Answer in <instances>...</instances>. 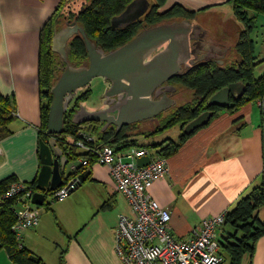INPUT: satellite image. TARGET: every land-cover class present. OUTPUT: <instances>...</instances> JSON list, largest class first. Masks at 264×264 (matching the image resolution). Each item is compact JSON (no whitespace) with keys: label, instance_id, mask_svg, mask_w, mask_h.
Wrapping results in <instances>:
<instances>
[{"label":"crops","instance_id":"1","mask_svg":"<svg viewBox=\"0 0 264 264\" xmlns=\"http://www.w3.org/2000/svg\"><path fill=\"white\" fill-rule=\"evenodd\" d=\"M228 1L165 0L163 6L178 3L200 13ZM59 2L0 0V91L14 97L16 111L11 132L0 140V181L14 176V181L37 184L42 164L39 36ZM254 101L233 113L220 110L167 156L168 170L149 192L170 210L168 227L174 235L190 237L204 217L230 210L259 183L264 169V121L262 108L257 122L252 120ZM74 161L79 162L72 159L67 164L64 181L73 174ZM86 169L85 179L79 177L66 198L55 200L50 194L48 205L33 202L39 223L19 230V242L46 264H60L61 255L62 264H124L115 248L114 232L118 214L131 212L129 203L106 165L93 161ZM0 264H16L1 242ZM242 264H264V235L258 238L251 261L246 255Z\"/></svg>","mask_w":264,"mask_h":264},{"label":"trees","instance_id":"2","mask_svg":"<svg viewBox=\"0 0 264 264\" xmlns=\"http://www.w3.org/2000/svg\"><path fill=\"white\" fill-rule=\"evenodd\" d=\"M129 1L131 0H60L51 16L41 27L38 82L42 102L39 138L47 140L50 136L46 133V129L49 107L53 99L51 86L57 80L58 73L61 72L59 65L63 60L52 49V36L55 27H61L67 18L76 20L97 45L108 51L125 43L136 34L139 28L144 27L140 25L139 21H135L126 27H113L111 25V17L121 12ZM230 1L235 19L241 22L232 41L230 56L223 64L216 61L202 62L172 78V81L181 90L184 88L191 90L192 96L175 105L170 112L165 113L160 119V128L144 130L136 125H124L116 132L113 124L102 129L103 121L74 122L72 117L75 110L80 103L90 97L92 91L90 85L80 88L81 92L70 101L68 109L64 113L63 131L55 134L60 146L65 151H69L72 159L89 156L88 152L81 150L73 142L78 137L80 129L94 134L97 144H110L114 146L116 151L129 147L145 146L153 149V154L167 157L173 154L190 135L202 127L196 128L191 133H185L182 130V126L188 120L206 108L213 110L211 120L220 110L233 113L248 102L260 100L264 121V72L258 76L255 74L257 66L264 58L260 59L255 51V42L251 34L256 16L250 14V10L264 14V0ZM164 3L165 0H151L150 7L144 13L141 23L149 26L163 21L192 17L196 13L195 10L186 9L178 3L160 10ZM208 7L200 9L203 10ZM66 52L68 62L72 65H80L87 61V49L81 33H76L69 38L66 44ZM237 80H242L246 85L242 95H230V102L226 106L207 105V100L213 92L229 82ZM15 114L14 97L4 95L0 91V140L11 132L9 125ZM240 117H237L236 120H240ZM175 125L179 126L177 137L165 136L160 139L152 138L148 142L145 141V139L163 133ZM242 125L244 122L238 126V129ZM93 159L90 157L89 163L81 165L76 173H79L82 168H88ZM14 179V176H9L0 181L1 247L7 250L9 257L16 264H46L38 255L21 244L12 230V224L17 219L16 207L19 206L20 193L6 195V192ZM30 186L35 191L36 181H32ZM45 204H50L48 198H46ZM222 225L225 231L218 240L223 260L219 264H242L246 255L251 261L256 242L260 236L264 235V169L261 172L259 183L226 212ZM62 261L61 255L60 264Z\"/></svg>","mask_w":264,"mask_h":264},{"label":"water","instance_id":"3","mask_svg":"<svg viewBox=\"0 0 264 264\" xmlns=\"http://www.w3.org/2000/svg\"><path fill=\"white\" fill-rule=\"evenodd\" d=\"M150 3V0L129 1L121 12L111 17V25L127 26L143 15ZM197 26L201 27L188 18L157 23L147 26L127 42L108 51L97 45L76 20L67 19L65 25L55 27L52 49L61 56L65 65L51 86L53 99L49 107L46 129L50 136L47 140L39 138V156L42 164L32 202L43 205L48 195L64 181L63 173L71 162L72 155L60 146L55 134L63 131L64 113L78 88L86 86L97 76H102L110 83L104 92V103L108 105L89 109L81 103L73 114L74 122L103 121L102 129L114 124L115 131L118 132L123 125L156 115L174 104L175 99L167 95L165 90H162L157 99H153L151 93L156 87V95L161 91V87L171 89L162 85V82L181 74L182 67L186 68L193 62L191 54L195 53V48L191 46L189 39L196 38L193 31ZM76 33H81L87 49V62L81 65L70 64L66 52L67 41ZM164 43L162 49L153 53ZM216 46L221 48L220 55L223 57L228 47ZM245 88L242 80L229 82L209 96L207 105L226 106L230 102V95H242ZM212 115V109H204L182 126L183 132L191 133L207 124ZM150 160L151 154H144L136 158L135 165L143 166ZM88 172L89 169H85L79 173L81 181Z\"/></svg>","mask_w":264,"mask_h":264},{"label":"built area","instance_id":"4","mask_svg":"<svg viewBox=\"0 0 264 264\" xmlns=\"http://www.w3.org/2000/svg\"><path fill=\"white\" fill-rule=\"evenodd\" d=\"M95 139L94 134L84 129L78 131L73 142L89 156H80L78 163H71L73 174L53 190V199L62 200L77 187L80 180L76 171L93 157L94 162L108 167L117 189L130 206V213L118 214L114 232L115 248L124 264H219L223 260L216 230L223 224L227 211L204 217L188 238L174 235L168 227L170 210L149 192L152 183L168 170L167 157L154 155L145 146L116 151L110 144H97ZM144 154H151L150 162L136 166V158ZM33 192L30 184L22 181H12L6 192V195L20 193L17 219L12 224L18 239L20 229L39 223Z\"/></svg>","mask_w":264,"mask_h":264},{"label":"rangeland","instance_id":"5","mask_svg":"<svg viewBox=\"0 0 264 264\" xmlns=\"http://www.w3.org/2000/svg\"><path fill=\"white\" fill-rule=\"evenodd\" d=\"M164 9H165L164 6L160 7V10H164ZM250 14H255L256 16L254 29L251 35L255 42L256 54L260 59H262L264 58V14L260 12H255L254 10H250ZM197 18L212 36L226 39L227 41L230 42L233 41V38L235 37L238 31V27L239 25H241V22L237 21L234 17L231 1H228L227 3H224L217 7H211L206 11H200V13H198ZM263 72H264V60L257 66L255 70V74L258 76ZM59 74L60 72L58 73V75ZM104 83L105 80L99 76L94 77L91 80L90 88L92 91L90 97L86 101V104L98 103L100 97L102 96L101 94L105 92ZM191 96H192L191 90L184 88L181 91L180 95H178V103H181L186 99H189ZM252 106L254 109L252 120L257 122L258 120L257 118L259 117V109L261 107L258 105L257 100L252 102ZM178 133H179V127L174 126L168 130H165L163 133L145 139V141L148 142L152 138L158 139L165 136L177 137ZM151 152L154 153V150L151 149ZM40 209L44 210L43 207H41ZM224 231L225 228L223 227V225L217 228L216 237L220 238L221 234L224 233Z\"/></svg>","mask_w":264,"mask_h":264},{"label":"flooded vegetation","instance_id":"6","mask_svg":"<svg viewBox=\"0 0 264 264\" xmlns=\"http://www.w3.org/2000/svg\"><path fill=\"white\" fill-rule=\"evenodd\" d=\"M150 7V6H149ZM148 10V9H147ZM146 10V11H147ZM118 14V13H117ZM144 15V14H143ZM143 15H141L139 18H137L136 20L132 21L131 23H129L128 25H131L133 22L135 21H139L140 22V25L141 26H144V27H141L139 28V30L136 32L139 33L140 31H142L144 28H146L147 26H145L144 23H141V20L143 18ZM198 16V13H195L194 16L192 17H184V18H188L191 20L192 23H197V25H201V27L197 26L194 31H193V34L196 36V38H190L189 39V42L191 44V46H193L195 48V53L194 54H191V58L193 59V62H191L189 64L188 67H182V73L190 68L191 66L195 65V64H200L202 62H210V61H216L220 64H223L225 62V60L230 56L231 54V49H232V42L230 41H227L226 39H222V38H217L215 36H212L209 31L204 27V25H202V23L199 21V19L197 18ZM67 19H70V18H67ZM65 19V22L66 20ZM183 19V18H182ZM73 20V19H71ZM174 20H180V19H174ZM170 21H173V20H170ZM170 21H163V22H170ZM65 22L63 25H65ZM162 23V22H160ZM157 24V23H156ZM62 25V26H63ZM127 25V26H128ZM154 25V24H152ZM150 26V25H149ZM126 27V26H124ZM135 34V35H136ZM134 35V36H135ZM133 36V37H134ZM132 37V38H133ZM130 40V39H129ZM127 42V41H126ZM231 43V44H230ZM216 45H219V46H227L228 49L225 53V55L222 57L220 54H221V48H219L218 46ZM165 46V43L160 45L159 47H157L154 51H158L160 49H162L163 47ZM220 49V50H219ZM152 53V54H153ZM62 59V58H61ZM220 60H223L222 62H219ZM64 60H61V64L59 65V67L61 68V72H62V68L63 66L65 65V63H63ZM87 61H84L82 64H85ZM81 65V64H80ZM60 72V73H61ZM175 76V75H174ZM170 77L169 79L165 80L162 82V85H167L169 86V88L171 89H165L164 87H161V91H159V93L156 95L155 92H156V88L152 91L151 95H152V98L153 99H157L160 97V95L162 94V90H165L166 94L169 95L170 97L174 98L175 99V103L170 105L169 107H167L166 109H164L163 111L157 113L156 115H153L151 117H146V118H143V119H140V120H137V121H134V122H131L129 124H126V125H136L138 126L139 128L141 129H144V130H155L157 128H160L161 127V117L163 115H165V113L167 112H170V110L178 104V95H180L181 93V88L175 83L172 81V78L174 77ZM101 78H103L102 76H99ZM104 79V78H103ZM91 81L86 85L84 86L87 87L88 85H90ZM109 82L108 81H105L104 83V91L105 89L109 86ZM174 87V88H172ZM81 88V87H80ZM80 88H78V90L76 91L74 97L81 92ZM102 96L100 97V100L98 101V103H95V104H86V101L82 102L84 103L87 108L89 109H97V108H103V107H106L108 104L107 103H104V100L106 99L104 97V92L101 94ZM73 97V98H74ZM108 100H111V98H107ZM81 104V103H80ZM79 107V106H78ZM77 107V108H78ZM207 109V108H206ZM110 125V124H109ZM114 125V124H113ZM115 126V125H114ZM124 126V125H123ZM175 126H178V125H175ZM174 127V126H173ZM179 127V126H178ZM172 128V127H171ZM170 129V128H169ZM157 139V138H156ZM160 139V138H159Z\"/></svg>","mask_w":264,"mask_h":264}]
</instances>
